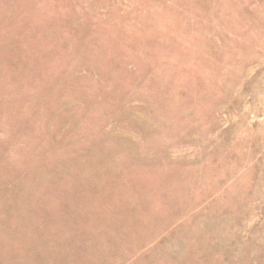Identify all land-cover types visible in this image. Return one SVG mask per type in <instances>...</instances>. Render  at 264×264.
<instances>
[{
	"label": "rangeland",
	"instance_id": "rangeland-1",
	"mask_svg": "<svg viewBox=\"0 0 264 264\" xmlns=\"http://www.w3.org/2000/svg\"><path fill=\"white\" fill-rule=\"evenodd\" d=\"M0 264H264V0H0Z\"/></svg>",
	"mask_w": 264,
	"mask_h": 264
}]
</instances>
